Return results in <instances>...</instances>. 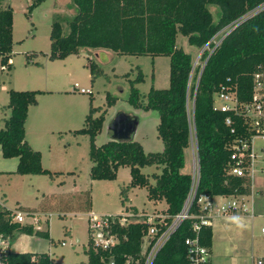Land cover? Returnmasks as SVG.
Listing matches in <instances>:
<instances>
[{
	"label": "trees",
	"instance_id": "1",
	"mask_svg": "<svg viewBox=\"0 0 264 264\" xmlns=\"http://www.w3.org/2000/svg\"><path fill=\"white\" fill-rule=\"evenodd\" d=\"M45 0H32L31 10ZM76 14L69 23V33L64 35L59 22L53 24L50 39V59H65L79 55L83 49L109 50L119 55L167 56L170 58L169 87H152L148 102L141 105L136 84L144 81L139 70L131 80L130 102L145 110H154L159 116L158 135L165 148L161 153H145L135 137L130 140H110L98 146L96 136L106 121L105 110L92 106L85 119V128L76 131L91 136L89 157L93 163L92 180H114L120 167L130 169V185L121 191L122 203L128 199L131 188H147L148 198L165 201V214L171 222L186 202L192 186V176L184 172L185 151L190 147L192 127L196 133L200 162V182L197 197H236L250 194L249 177L231 174V147L245 132L243 118L235 113H223L215 109V94L223 87L235 88L242 101H248L252 93V77L264 65V11L247 19L230 32L211 55L205 53L193 77L192 56L178 47L177 36L182 34L190 44L203 48L223 28L240 19L264 0H71ZM13 52V9L0 6V59L7 62ZM92 81L101 69L89 59ZM12 66H10L11 68ZM9 68V69H10ZM42 90H9L10 116L0 129V148L5 159H18V175H58L42 165V153L26 140V121L29 109L38 103ZM117 98L107 95L108 106ZM190 101L192 108L190 109ZM191 115V117H190ZM134 116L139 124L140 119ZM232 119V125L226 119ZM139 128V125H138ZM232 129H235L232 132ZM137 133V132H136ZM136 136V135H135ZM144 166L162 167L152 185L142 173ZM86 208H91V194L86 192ZM28 211L27 209H23ZM196 202L191 212H197ZM138 212L135 210V216ZM15 213L0 206V264H55L48 254L19 253L11 249L18 236L50 238L49 230L36 229L32 224L23 225L14 220ZM121 217V216H118ZM195 220H185L173 233L153 264H188L185 240L194 237ZM150 223L148 218L133 219L122 227L116 223L112 231L120 241L103 250L95 248L89 239L87 264H144L141 254L143 236ZM201 243L211 250L212 227L200 231ZM2 241L6 242L5 245ZM86 264V263H81ZM264 264V262H263Z\"/></svg>",
	"mask_w": 264,
	"mask_h": 264
},
{
	"label": "rangeland",
	"instance_id": "2",
	"mask_svg": "<svg viewBox=\"0 0 264 264\" xmlns=\"http://www.w3.org/2000/svg\"><path fill=\"white\" fill-rule=\"evenodd\" d=\"M31 4L32 0H0L1 7L13 9V66L0 70V129L5 127V120L10 116L9 90L47 91L40 94L38 103L29 109L26 140L42 153L43 167L59 174H11L0 178V205H5L14 213L21 212L24 215L23 225L32 224L36 229L50 231V238L18 236L11 245L13 251L48 254L55 264H87L86 250L90 239L88 216L91 212L132 217L136 210L138 218L143 219L163 215L167 203L149 200L148 189L136 187L128 191V199L123 204L121 191L131 182L128 167H120L114 180H92L90 171L93 163L89 157L91 136L76 131L85 128L92 102V106L99 110L94 118L107 111L103 129L95 138L96 145L101 146L110 140L109 125L117 114L124 112L140 119L135 140L142 144L145 153L163 152L165 145L157 130L160 121L158 113L136 107L130 102L131 80L137 78L139 70L142 71L144 81L136 87L141 105H146L152 87H169L170 58L115 53L114 58L108 60L100 56L98 62L95 54L83 49L79 55L52 60L49 56L53 24L59 22L64 35H67L73 18L71 11L76 12V9L71 0H45L30 10ZM176 43L192 56V75L195 77L198 68L204 65L202 59L196 63L203 48L190 44L182 34L177 36ZM89 59L101 69L94 81L88 66ZM1 63L6 62L0 59ZM75 84L90 89L92 94L80 93L74 89ZM108 94L117 98L116 104L111 107L107 103ZM221 105L222 102L216 98L215 106ZM1 155L2 152L0 161L4 160ZM185 156L184 172L191 174L192 144L185 151ZM141 171L155 185V177L162 173V167L144 166ZM87 191L91 194L89 210L85 199ZM231 198L217 197L216 200L225 202ZM248 198L249 194L236 196L240 203L247 202ZM261 228L259 223L255 237L264 243ZM63 242L65 245H62ZM260 257L261 254L256 253L245 264H257Z\"/></svg>",
	"mask_w": 264,
	"mask_h": 264
},
{
	"label": "built area",
	"instance_id": "3",
	"mask_svg": "<svg viewBox=\"0 0 264 264\" xmlns=\"http://www.w3.org/2000/svg\"><path fill=\"white\" fill-rule=\"evenodd\" d=\"M264 11V3L250 10L240 19L232 22L220 32H218L211 41L206 44L202 52L197 57L198 63L205 53H213L235 28L241 25L247 19H251ZM222 35L221 38L219 36ZM205 64V63H204ZM13 66L12 59H8L6 63H1L0 70L9 69ZM196 66V65H195ZM252 93L248 101H242L238 97L237 90L231 87H223L215 94V99L222 102L220 110L223 113H235L243 118V129L245 132L241 135L231 147V161L232 167L230 173L238 177L247 176L253 179L257 170L261 168L264 173V65L254 73L252 77ZM75 90H79L82 94H92L90 89L80 88L78 84L74 85ZM192 106V111H193ZM191 117V115H190ZM228 126L232 125V119H226ZM235 129H232L234 132ZM259 142V143H258ZM192 151H193V170L192 186L182 211L173 216L171 222H168L169 216L165 213L163 215L156 214L148 218L150 223L146 234L142 240L141 254L144 258V264H153L159 252L163 249L173 233L181 226L185 220H195L192 225V230L195 236L188 237L185 240L187 246L188 264H210V249L201 243L200 231L203 227H210L212 225V218L216 216H224L237 210L247 212L248 209L239 202L236 197L230 200L219 202L215 198L208 195H200L197 197L198 186L200 182V162L198 155V146L195 130L192 127L191 137ZM225 198V197H221ZM196 202L198 211L191 212V208ZM121 216V215H120ZM138 219V216L133 214L128 216H111V215H96L91 212L88 216V232L91 243L95 248L107 250L120 241L119 236L113 233L112 228L116 223L122 227L128 221ZM14 220L19 223L24 222V215L21 212H16ZM212 227V226H211ZM264 233V228H262ZM4 241H2L3 243ZM62 245H65L63 242ZM111 264H114L113 262ZM258 264H263L262 260Z\"/></svg>",
	"mask_w": 264,
	"mask_h": 264
},
{
	"label": "crops",
	"instance_id": "4",
	"mask_svg": "<svg viewBox=\"0 0 264 264\" xmlns=\"http://www.w3.org/2000/svg\"><path fill=\"white\" fill-rule=\"evenodd\" d=\"M71 14L73 17L76 12L71 11ZM84 50L95 54L98 62H100V56L108 60L110 57L114 58L115 54L103 49ZM48 92L51 93L52 91L48 90ZM31 146L33 147L34 145L32 144ZM3 159L0 161V178L2 179L5 176L9 177L11 174H14L13 172L18 166V159L16 158ZM242 202L247 207V212L237 210L224 216L212 218L213 243L210 251V264H218V262L220 264H245L248 258L256 253L261 254L259 260L264 262V243L258 241L255 237V230H257L258 224L261 223L262 228H264V173L261 168L257 170L252 179L251 192L247 202ZM0 206L10 210L3 204ZM262 228L261 233L264 235ZM26 252L29 251L19 253Z\"/></svg>",
	"mask_w": 264,
	"mask_h": 264
},
{
	"label": "water",
	"instance_id": "5",
	"mask_svg": "<svg viewBox=\"0 0 264 264\" xmlns=\"http://www.w3.org/2000/svg\"><path fill=\"white\" fill-rule=\"evenodd\" d=\"M138 125L134 116L120 112L109 125V132L115 140H130L135 137Z\"/></svg>",
	"mask_w": 264,
	"mask_h": 264
}]
</instances>
